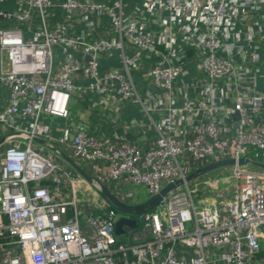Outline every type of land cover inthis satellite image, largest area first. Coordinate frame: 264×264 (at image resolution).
<instances>
[{
  "label": "built area",
  "instance_id": "obj_1",
  "mask_svg": "<svg viewBox=\"0 0 264 264\" xmlns=\"http://www.w3.org/2000/svg\"><path fill=\"white\" fill-rule=\"evenodd\" d=\"M20 1L0 11L25 25L0 28L10 89L0 109V264H264L262 166L234 165L229 181L240 182L218 205L198 193L218 179L182 183L129 214L139 225L123 233L101 195L104 184L134 205L128 185L151 197L216 160L264 163V0H134L133 12L123 0ZM57 10L64 22L52 21ZM115 54L122 66L101 71L100 57ZM93 94L112 114L139 104L156 136L143 144L97 132L72 108L92 109ZM66 152L94 164L88 183L103 200H78L75 173L59 161Z\"/></svg>",
  "mask_w": 264,
  "mask_h": 264
},
{
  "label": "crops",
  "instance_id": "obj_2",
  "mask_svg": "<svg viewBox=\"0 0 264 264\" xmlns=\"http://www.w3.org/2000/svg\"><path fill=\"white\" fill-rule=\"evenodd\" d=\"M99 2H104L108 4H112L117 0H94ZM20 0H0V11H10V12H16L20 6ZM124 3H126V11L127 12H133L134 9V0H123ZM65 14L63 11L57 10L55 14L52 16V21L55 22H64L65 20ZM109 18L106 16L102 17L103 24L107 22L108 24ZM39 23L38 17H35V25L37 26ZM19 26L22 28H25L24 24H19L16 19L14 18H7V17H0V28L2 27H9V26ZM106 25V23H105ZM27 36L30 35L29 32L25 31L24 33ZM100 70L105 72L111 68L114 67H120L122 66L121 59L119 54H115L113 56H101L100 57ZM192 71L194 72V69L192 68ZM140 74L138 73L136 75V79H140ZM140 82V80H138ZM194 95V94H193ZM10 97V89L9 87L3 83L0 80V109L6 105ZM94 102L97 103L96 106H94L92 109L88 108V103L85 101L82 102H73L72 108L74 110L80 111L81 117L89 123L94 130H96L99 133H103L106 135H109L111 137H118V138H125L132 142H139L142 141L143 138H145V141L150 139H153L156 136L155 130L152 129L151 124V118L148 116H145L144 113L141 110V107L139 104L131 103L128 105H125V109L122 110L120 114H112L108 111H106L104 108V103H100L101 97L99 95L93 94L90 95ZM157 116L154 114V118L156 119ZM54 122L65 124L66 120L64 119H55ZM146 131V133H145ZM2 132V133H1ZM0 132V152L4 149V142H3V136L4 133L1 130ZM145 136V137H144ZM41 141L36 140L37 142H43L41 138H38ZM143 144H145L143 140ZM66 155L73 157L70 152H66ZM75 160V159H74ZM60 164L64 167L70 168L75 173V179L77 182V194L79 197H82L81 200H92V201H99L103 200L101 197L98 196L97 192L95 191V183H88V180L84 178V176L79 173L73 166L70 164L65 158H59ZM77 164L81 166L90 176L94 177V175L97 176V172L94 164L83 162L76 160ZM247 168V165L245 166ZM250 169V168H248ZM253 170V169H250ZM255 170V169H254ZM230 179L229 177H227ZM224 178V179H227ZM213 179H218L219 181L223 179V177H215ZM94 180V179H93ZM222 181H220L221 183ZM230 183L232 181L230 180ZM234 186H236L235 182H233ZM226 183L219 184V189H214L211 186H205L202 188V201L205 204L209 205H218L219 202V193L223 190H225ZM228 186V185H227ZM223 188V189H221ZM129 217V215H127Z\"/></svg>",
  "mask_w": 264,
  "mask_h": 264
},
{
  "label": "water",
  "instance_id": "obj_3",
  "mask_svg": "<svg viewBox=\"0 0 264 264\" xmlns=\"http://www.w3.org/2000/svg\"><path fill=\"white\" fill-rule=\"evenodd\" d=\"M36 140L41 141L38 138H36ZM64 157L89 182H93V177L90 176L81 166H79L77 164V162L71 156L64 154ZM249 162H252V161L250 158H247V157H241L238 160L236 158H226V159L216 160V161L210 162V163L198 168L197 170H195L194 172H192L188 176H186L185 179L175 180L174 182L167 184L160 191V193L149 197L148 200H146L145 202L140 203V204L128 205L124 202H121L109 190V188L104 184H102L103 190L101 192V195L103 197L109 199L118 211L125 213V214H135V213H138L136 210H138V208H141V207H143V208L145 207V209H152L154 206H156L158 204V202L160 201V199L163 195L167 194L172 189L179 187L182 183L189 182V181H191V180H193V179H195L201 175L208 174L209 172H212V171H214L218 168H221V167H225V166H229V165H236V164L247 165ZM259 165L264 167V163H259ZM125 224L130 226V227H136L139 225V220L133 219V218L128 217V216H121L116 223V227H115L116 232L117 233H123L124 232L123 226Z\"/></svg>",
  "mask_w": 264,
  "mask_h": 264
},
{
  "label": "rangeland",
  "instance_id": "obj_4",
  "mask_svg": "<svg viewBox=\"0 0 264 264\" xmlns=\"http://www.w3.org/2000/svg\"><path fill=\"white\" fill-rule=\"evenodd\" d=\"M250 157H251L252 162L248 163L247 168H250L253 170L254 169H262V167L259 165V163H261V160L255 159L252 155H250ZM233 167H234V165H229V166L218 168L212 172H209L208 174H205V179L206 178H215V177L219 176V177H223V179L220 180V181H222L221 183L218 180L219 184L226 183V182H227L228 186L233 185L234 184L233 182H235V184H237L238 182H240L239 179L233 178L232 183H230L229 179L227 178L231 175V172L233 171ZM224 178H227V179H224ZM190 185L192 186V189H195L194 188L195 187V181L194 180L190 181ZM222 186L224 187L225 185H222ZM124 189L126 190V192H129L132 194L134 204L143 203L146 200H148V198L150 197V194L148 193V190H147L146 186H144V185H138V186L128 185ZM221 189H223V188H221ZM198 193L200 194V197L203 196L202 190H199ZM77 197H78V200L81 201L82 197H79V196H77ZM195 201L198 204V199H196ZM116 215L117 216H127L129 214H125V213H122L120 211H116Z\"/></svg>",
  "mask_w": 264,
  "mask_h": 264
},
{
  "label": "trees",
  "instance_id": "obj_5",
  "mask_svg": "<svg viewBox=\"0 0 264 264\" xmlns=\"http://www.w3.org/2000/svg\"><path fill=\"white\" fill-rule=\"evenodd\" d=\"M141 209V208H140Z\"/></svg>",
  "mask_w": 264,
  "mask_h": 264
}]
</instances>
